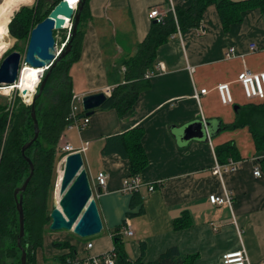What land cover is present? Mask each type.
<instances>
[{"label": "crops", "instance_id": "crops-1", "mask_svg": "<svg viewBox=\"0 0 264 264\" xmlns=\"http://www.w3.org/2000/svg\"><path fill=\"white\" fill-rule=\"evenodd\" d=\"M3 1L0 53L8 47L9 20L31 0ZM167 3L90 0L91 19L86 25L81 59L70 69L74 95L105 93L123 84L125 62L137 53L150 31V11L166 13ZM187 3L179 0L176 6ZM253 44L259 47L257 51L250 50ZM231 47L237 55L226 59ZM158 63L165 66V72L151 79V87L140 95L129 114L120 117L115 110H97L89 116L91 123L86 129H67L64 133L60 145H71L83 155L84 167L97 190L94 197L104 229L87 240L72 231L47 229L44 244L37 250L36 264H65L75 256L108 253L115 248L119 229L125 252L133 260L141 257L144 244L145 262L156 261L167 249L177 247L183 255H196L195 264H223L224 255L245 248L250 264H264V170L262 177L254 175L256 167H261L255 140L248 127L221 131L223 125L235 122L239 107L263 104L248 101L237 78L245 69L264 73V14L257 9L249 11L243 23L233 24L226 31L217 8L210 6L200 28L178 31L158 49ZM224 83L231 86L230 105L222 104L217 91ZM204 89L208 93L198 102L195 90ZM79 110L84 111L83 105ZM203 119L211 125L210 140L184 141L185 128ZM139 128L145 133L143 146L149 166L138 176L145 184L162 181L163 185L155 192L143 187L139 192L144 214L129 218L133 194H125L122 189L131 177L130 162L116 153L105 154L103 149L111 137ZM229 144L235 146L233 156L218 154V148ZM230 159L241 162L237 171L223 173L222 178L213 173L216 162L224 165ZM100 173L108 176L107 192L101 194L97 185ZM58 182L59 173L55 193ZM224 188L233 193V205H212L209 197L221 196ZM185 213L192 226L175 230L174 222ZM127 219L133 231L131 237L123 233ZM90 242L93 248L87 249Z\"/></svg>", "mask_w": 264, "mask_h": 264}, {"label": "trees", "instance_id": "trees-1", "mask_svg": "<svg viewBox=\"0 0 264 264\" xmlns=\"http://www.w3.org/2000/svg\"><path fill=\"white\" fill-rule=\"evenodd\" d=\"M61 1L36 0L34 7H24L16 12L8 25L9 36L16 41L13 48L20 50L19 43L28 44L33 29L42 23ZM187 2V6H176L175 15L168 11L161 22L152 21L150 31L138 46L137 53L125 62L127 66L125 82L113 89L108 102L98 111L115 110L120 117L129 114L140 95L151 87V80L146 78V74L154 69L157 63L158 49L178 31L200 28L203 25L204 14L210 6L217 8L226 31L233 24L243 23L244 16L249 11L257 9L264 14V0ZM89 3L90 0L82 1L80 22L69 51L64 48L62 53L66 54L60 57L50 73L46 71L43 76L42 82L46 80L45 85L41 92L40 85L35 96L39 136L25 154L23 148L34 139L36 131L32 105H29V100L23 94L28 104L20 97H16L12 102L4 103L0 100V264H21L23 251L27 253V264H36L37 250L42 248L45 232L51 225L52 202L58 177L57 164L60 157L64 159L68 155L61 154L60 144L64 133L73 123L71 115L75 95L70 69L81 59L85 29L91 19ZM49 4L51 7L48 8ZM71 37L72 30L70 39ZM12 52L8 51L4 58ZM85 117L87 115L84 111L77 115L78 119ZM245 127L253 134L257 156L264 170V103L239 107L235 122L223 125L221 131ZM144 134V130L139 128L113 136L107 140L103 153H116L129 160L130 176L137 177L149 166V159L143 146ZM217 151L223 157L233 156L235 146L225 145ZM28 158L33 163V173ZM31 173L26 190L20 192L17 198L16 191L23 187ZM20 195L23 197L25 215L23 238L20 237V215L17 207ZM130 208L131 211L127 214L129 218L144 214L139 191L133 193ZM136 209L138 211L134 212ZM173 226L175 230H183L192 226V221L185 213ZM120 231L121 229L115 233L116 264H195L197 260L196 255H183L179 248L171 247L156 261L145 262L144 244L141 245V257L137 260L130 259L125 252ZM59 246L68 247L67 244ZM70 250L75 253L73 248ZM76 258L75 256L70 260Z\"/></svg>", "mask_w": 264, "mask_h": 264}, {"label": "water", "instance_id": "water-1", "mask_svg": "<svg viewBox=\"0 0 264 264\" xmlns=\"http://www.w3.org/2000/svg\"><path fill=\"white\" fill-rule=\"evenodd\" d=\"M82 1L78 3L76 10L72 4L75 1L62 0L53 8L48 17L31 32L26 55L23 58L21 53L14 51L3 59L0 64V87H14L19 81L23 65L31 68L43 69L44 73L51 72L61 56L66 53L57 52L56 31L67 30V20H74L72 27V37L67 38V51L71 47V41L77 32V27L80 22V12L82 10ZM10 38V36H9ZM8 38V41H9ZM70 39V40H69ZM64 52V51H63ZM44 76V75H43ZM46 80L40 87V92L43 90ZM23 95L27 91L22 92ZM35 100L32 99V117L35 122V137L23 148V154L32 146L39 136V126L35 113ZM109 97L105 93H96L86 95L82 99L83 110L87 116H92L95 111L104 107L108 102ZM209 123L198 121L188 125L183 132V140H203L208 139L207 131L210 133ZM210 137H212L210 133ZM33 173V163L31 159H27ZM26 180L23 187L16 191V197L20 192H24L30 181ZM61 199L57 204L56 198L52 204L51 212V231H72L76 236L82 239H88L98 236L104 229L103 221L98 209L94 191L90 182L87 170L84 167L83 155L80 152L68 154L66 156L64 176L60 188ZM18 212L20 215V237L25 236V215L23 209V197L20 195L18 199ZM21 264H27V253L23 251Z\"/></svg>", "mask_w": 264, "mask_h": 264}, {"label": "built area", "instance_id": "built-area-1", "mask_svg": "<svg viewBox=\"0 0 264 264\" xmlns=\"http://www.w3.org/2000/svg\"><path fill=\"white\" fill-rule=\"evenodd\" d=\"M176 1L179 0H167L168 4V11H171L175 13L176 8ZM187 2L189 0H180ZM166 12V13H167ZM166 13L160 12L158 9H153L149 13V19L151 21L161 22ZM200 33H203L202 31H198ZM250 50L252 52L256 51L257 49L255 46H251ZM236 49L234 47H231L228 49L225 57L226 59H233L236 57ZM191 71L194 69L191 68ZM165 72V66L162 63H158L155 65L154 69L149 71L146 74V78L149 80L155 78L156 76L161 75ZM238 82L241 84L243 91L245 93V96L247 97L248 101L250 102H257V103H264V73H254L249 69H245L238 77ZM0 89H2L0 87ZM114 88H108L105 92V94L110 97L112 94ZM217 91L219 93L221 102L223 105H230L233 103V97L231 94V86L230 84L224 83L220 84L217 87ZM208 91L206 89L204 90H195L194 98L199 102L202 95L207 94ZM82 99L83 96H74L73 104H72V115L73 123L68 127V129H77L79 131H82L86 129L90 123L91 118L85 117L78 119L77 115L80 112L79 105H82ZM203 122L206 123V121L203 119ZM208 139L210 140V133L207 131ZM83 150H86L84 148ZM63 153H76L74 151L73 147L71 145H66L64 148H62ZM241 167V162H234L232 159H230L226 164L220 165L219 163H215V167L213 169V173L215 175H219L222 178L223 173L228 172H234L237 171ZM254 175L256 177H262V169L261 167H256L254 171ZM97 185L100 189V194L103 192H107L108 187V176L106 173H100L97 177ZM163 185L162 181H159L157 183H149L145 184L141 177H130L125 180L123 184L122 192L125 194H133L136 191H140L143 189V187H146L148 191L155 192L158 188H160ZM97 195V190L94 188V196ZM210 203L214 206H232L233 205V193L229 191L228 189L224 188L223 194L221 196L213 194L209 197ZM123 233L131 237L133 236V231L130 225L129 220L126 221L124 227H123ZM93 243L90 242L87 245V249H92ZM117 261V254L115 251V248L105 254L98 255V256H85V257H77L76 259L68 260L65 262V264H116ZM223 264H249V257L247 254V251L245 248H242V250L232 253H227L223 256Z\"/></svg>", "mask_w": 264, "mask_h": 264}, {"label": "rangeland", "instance_id": "rangeland-1", "mask_svg": "<svg viewBox=\"0 0 264 264\" xmlns=\"http://www.w3.org/2000/svg\"><path fill=\"white\" fill-rule=\"evenodd\" d=\"M4 3L3 0H0V5H2ZM36 4V0H31L29 1L28 4H25V5H22L20 6V8L16 11L18 12L19 10H21L22 8L24 7H28V8H32L34 7ZM51 7V4L48 5V8ZM15 12V13H16ZM1 13V11H0ZM14 13V15H15ZM13 15V16H14ZM13 18V17H12ZM11 18V19H12ZM1 23V22H0ZM9 23H10V20H9ZM73 24H74V20L72 21H69L67 20V24H66V28L67 30L65 31H62V30H59V31H56L55 33V37H56V42H57V52L58 53H62L64 48H65V45L67 43V38L70 36L71 34V29L73 27ZM9 25V24H8ZM16 41L11 39V37L9 38V41L7 42L8 44V47L7 49L5 50V52H1L0 55H2L0 61L2 62V60L4 59V55L8 52V51H17L19 53H21V55L23 56V58L25 57L26 55V51H27V47H28V44L26 43H19V47H20V50H16L14 49V45H15ZM29 68L26 66V65H23V68L21 70V77H20V82L18 83V85L14 86V87H6V86H3L1 87L2 89H0V100L2 102H7V101H14L16 99V97H20L22 98V100L27 103V100L23 97L22 95V92L23 91H27V94H26V97L27 99L29 100V105L31 104L32 102V99L37 95L38 93V90H39V87L42 83V80H43V75L45 74L44 73V70H41L43 71V75H42V78L40 80V82L34 87V82L32 80H29V81H25V82H21L23 81L22 79L24 78V74L25 72L28 70ZM237 81H238V78H237ZM22 83V84H20ZM241 85V84H240ZM244 92V91H243ZM245 95V93H244ZM245 98L247 99V97L245 96ZM28 104V103H27ZM66 145H61L60 147V150H61V154L63 153L62 151V148H64ZM63 160V157H60L59 159V162L57 164V175H58V171L60 170V168H62V164H61V161ZM63 168H64V165H63ZM57 179V178H56ZM91 184H93L91 182ZM93 186V185H92ZM54 195H56V193L54 192ZM54 198V196H53ZM56 198V196H55ZM53 203V202H52ZM64 231V230H63ZM66 233L68 231H65ZM82 239V238H81ZM89 239V238H88ZM84 240H87V239H84Z\"/></svg>", "mask_w": 264, "mask_h": 264}, {"label": "bare ground", "instance_id": "bare-ground-1", "mask_svg": "<svg viewBox=\"0 0 264 264\" xmlns=\"http://www.w3.org/2000/svg\"><path fill=\"white\" fill-rule=\"evenodd\" d=\"M71 1H75L72 6H73V9L76 10L77 7H78V3L80 2V0H71ZM173 13V12H172ZM174 15L176 14V8H175V13H173ZM9 24V23H8ZM255 46V48L258 50L259 47L256 45V44H253ZM252 45V46H253ZM256 50V51H257ZM29 69L25 72L24 74V78L22 79L23 81H21L22 83L23 82H27L29 80H32L34 82V87L40 82L41 78H42V75H43V69H37V68H31L29 66H27ZM20 77H21V74H20ZM20 82V78H19V81L17 82L16 85H18V83ZM20 83V84H22ZM231 94H232V91H231ZM233 97V96H232ZM89 117V116H88ZM62 162V168H60V170L58 171L59 173V182H58V185H57V192H56V202L57 204L59 203L60 199H61V195H60V188H61V182H62V179H63V176H64V168H65V162H66V157L61 161ZM63 165H64V168H63ZM91 182V181H90ZM92 185V184H91ZM93 188V186H92ZM93 191H94V188H93ZM250 264V263H249Z\"/></svg>", "mask_w": 264, "mask_h": 264}]
</instances>
